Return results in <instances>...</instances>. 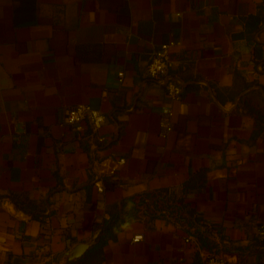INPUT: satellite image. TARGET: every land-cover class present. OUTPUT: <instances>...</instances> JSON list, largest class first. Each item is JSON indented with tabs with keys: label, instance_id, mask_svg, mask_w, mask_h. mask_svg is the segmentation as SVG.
<instances>
[{
	"label": "crops",
	"instance_id": "0c3cea01",
	"mask_svg": "<svg viewBox=\"0 0 264 264\" xmlns=\"http://www.w3.org/2000/svg\"><path fill=\"white\" fill-rule=\"evenodd\" d=\"M171 40L177 101L147 75ZM78 103L106 114L99 132L66 123ZM149 195L102 264L264 257V0H0V264H62Z\"/></svg>",
	"mask_w": 264,
	"mask_h": 264
},
{
	"label": "built area",
	"instance_id": "2783aa9c",
	"mask_svg": "<svg viewBox=\"0 0 264 264\" xmlns=\"http://www.w3.org/2000/svg\"><path fill=\"white\" fill-rule=\"evenodd\" d=\"M179 44L180 41L171 40L154 48L150 52L149 63L147 66V75L164 84L168 97L174 101L179 100L183 93L182 81L172 72V48ZM118 76L119 80L123 81L124 71H119ZM161 113L164 116V119L162 120L164 130L166 132L171 131L173 129V123L170 119L171 109L164 106L161 109ZM106 120V114L87 103H78L71 106L67 109L65 117L66 123L74 127L76 130L83 131L84 127L87 125L93 134L99 132ZM25 132L26 130L23 124L20 121H16L14 127L15 140H20ZM125 161V158L119 159L120 164L125 163ZM103 166H107L106 161L103 162ZM94 183L100 190L103 189L101 184V174L98 170H96L94 174ZM261 235L264 237V227L262 228ZM143 237V234H137L134 236L133 240L139 241ZM187 241H189V238ZM203 264H264V257L250 261L248 258H241L239 256H231L230 258H227L223 255L215 253L205 256L203 258Z\"/></svg>",
	"mask_w": 264,
	"mask_h": 264
},
{
	"label": "trees",
	"instance_id": "16d2710c",
	"mask_svg": "<svg viewBox=\"0 0 264 264\" xmlns=\"http://www.w3.org/2000/svg\"><path fill=\"white\" fill-rule=\"evenodd\" d=\"M159 198L153 195L140 198H127L122 200L120 205H116L110 213V217L105 219L97 230L100 228L101 233L98 237L97 243L92 246L84 256L73 264H102L104 245L109 241L115 239L118 234L125 230L134 219L137 218L138 212L143 207H150L147 200H153L155 205H158Z\"/></svg>",
	"mask_w": 264,
	"mask_h": 264
},
{
	"label": "water",
	"instance_id": "95a60500",
	"mask_svg": "<svg viewBox=\"0 0 264 264\" xmlns=\"http://www.w3.org/2000/svg\"><path fill=\"white\" fill-rule=\"evenodd\" d=\"M100 233L101 229L99 228L88 241L78 242L67 251L62 252L58 256V262L62 264H73V262L82 258L83 255L97 243ZM13 264H40V262L34 258L23 259L16 257L13 260Z\"/></svg>",
	"mask_w": 264,
	"mask_h": 264
}]
</instances>
